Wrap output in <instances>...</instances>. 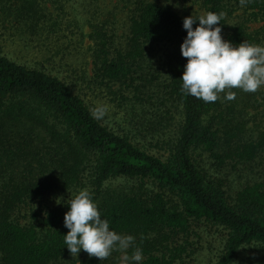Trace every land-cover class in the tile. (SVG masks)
Here are the masks:
<instances>
[{
    "label": "trees",
    "instance_id": "16d2710c",
    "mask_svg": "<svg viewBox=\"0 0 264 264\" xmlns=\"http://www.w3.org/2000/svg\"><path fill=\"white\" fill-rule=\"evenodd\" d=\"M172 3L0 0L1 35L18 43L8 51L0 43V264L70 260L63 219L66 201L82 188L111 229L134 237L127 251L142 250L139 264H181L195 221L225 234L215 264H234L249 246L264 249V181L235 189L214 175L264 166V99L232 88L233 99L226 89L204 102L182 90V21L190 14ZM239 6L264 15V0H201L202 14L224 13V39L256 44L250 20L226 18ZM79 37L91 42V75L85 64L73 66L69 49ZM120 178L139 187H112ZM81 264L101 262L87 254Z\"/></svg>",
    "mask_w": 264,
    "mask_h": 264
},
{
    "label": "clouds",
    "instance_id": "9594fccd",
    "mask_svg": "<svg viewBox=\"0 0 264 264\" xmlns=\"http://www.w3.org/2000/svg\"><path fill=\"white\" fill-rule=\"evenodd\" d=\"M165 2L171 3V0ZM244 2L240 0L241 4ZM223 16L222 11H208L195 17L190 14L182 21L186 36L180 44V53L187 59L179 78L181 88L204 102L216 101L218 94L226 89L255 92L264 85V44L245 40L234 44L224 39L220 23ZM234 95L228 91L224 98L231 100ZM93 115L99 118L103 109L93 110ZM66 203L68 210L64 213L63 223L68 231L63 235V241L71 256L77 257L83 250L90 257L103 260L114 250H120L121 264H139L143 259L140 248H133L131 254L128 253L134 237L109 227L88 189L82 188Z\"/></svg>",
    "mask_w": 264,
    "mask_h": 264
},
{
    "label": "rangeland",
    "instance_id": "374dc122",
    "mask_svg": "<svg viewBox=\"0 0 264 264\" xmlns=\"http://www.w3.org/2000/svg\"><path fill=\"white\" fill-rule=\"evenodd\" d=\"M173 6L176 11L180 14H197L203 13L201 7V0H172ZM251 10H247L246 7H237L231 14L227 15L229 24L236 22H242L244 18L248 19L247 25L249 26V31L258 32L259 42L258 44H264V15L259 13L258 16H250ZM123 18V16H122ZM120 31L119 34H123L124 25L123 20H120ZM1 28V26H0ZM2 29H0V43L4 48L12 50L15 43L10 39L8 42L4 40V37L1 35ZM73 44L69 50L74 54L72 61H74V67H83L85 64L86 68L90 71L93 67L92 60L90 59V50L89 46L91 44L89 39L77 38L73 40ZM18 44V43H16ZM159 49L156 50V52ZM158 53H162L160 50ZM88 62V63H87ZM232 89H227L226 91H231ZM232 92V91H231ZM257 92L262 96L259 97L261 103L264 99V85L260 86L257 89ZM98 94V93H97ZM246 94V93H245ZM99 97V95H98ZM245 97V96H243ZM102 98L101 95L99 97ZM104 100V99H103ZM110 104V102H109ZM106 108L109 112V115L116 113L112 111V107ZM111 105V104H110ZM248 107L246 115L248 119V128L255 129V125L259 123L257 119V113ZM117 116V114H115ZM152 152L160 154L161 150L155 146L152 147ZM199 154L198 159L204 166H212L211 160L206 153L197 152ZM212 173H215L214 168H212ZM219 177L225 178L227 180V186L237 189L239 186L244 185L255 179L264 181V166H254V169L249 166H237L236 169H232L231 166L222 170L219 174H214ZM139 180H130L120 178L112 182V187L122 189V190H136L139 187ZM147 192H150L153 186L151 184L145 185ZM170 199V196H168ZM225 234L223 230L219 227H216L210 223L204 221H195L191 223L189 235H188V246L187 253L183 255V260L181 264H215L222 253L223 242ZM87 253L81 250L77 257L72 255L71 259L68 261H62L61 264H81L86 257ZM121 251L114 250L107 258L100 260L101 264H121ZM264 264V249L259 246H249L242 250L239 257L237 258L234 264Z\"/></svg>",
    "mask_w": 264,
    "mask_h": 264
}]
</instances>
